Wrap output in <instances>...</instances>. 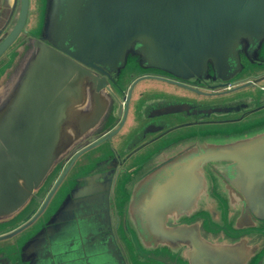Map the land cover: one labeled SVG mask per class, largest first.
Segmentation results:
<instances>
[{"label": "water", "instance_id": "water-1", "mask_svg": "<svg viewBox=\"0 0 264 264\" xmlns=\"http://www.w3.org/2000/svg\"><path fill=\"white\" fill-rule=\"evenodd\" d=\"M159 1V8L152 7ZM166 1L172 0H47L43 40L25 38L24 53L33 59L0 116V224L21 213L64 160L104 139L98 138L108 129L115 98L120 102L110 71L119 70L130 57L176 76L185 71L195 74L196 68L214 60L219 79L235 75L224 71L231 64L229 58H238L243 39L253 34L240 21L245 4L263 0H197L190 9L171 8ZM17 2L0 0V34ZM137 3L144 7H134ZM28 10L29 0H21L17 22L0 38V57L24 29ZM109 10L112 31L104 36L102 22ZM180 107L171 105L165 111ZM121 109L120 102L119 114ZM195 151L160 169L156 180L164 184L192 161L198 165L185 170L199 178L202 190L210 181L207 172L213 170L208 164L223 162L238 211L264 219V121L236 134L210 137ZM111 182V176L102 173L71 180L42 221L20 238L12 264H127L113 229ZM234 183L242 196L233 190ZM168 198L154 200L153 205L143 195L133 200L141 227L134 235L149 245L162 243L164 249L172 246L180 252L184 247L174 241L184 240L187 229L184 224L172 226L201 204L175 201L171 206ZM33 219L0 239L21 231ZM250 240L252 245L245 239L239 242L233 261L226 243L206 240L208 254L202 257L197 252V262L191 264H264V237Z\"/></svg>", "mask_w": 264, "mask_h": 264}, {"label": "flooded vegetation", "instance_id": "flooded-vegetation-1", "mask_svg": "<svg viewBox=\"0 0 264 264\" xmlns=\"http://www.w3.org/2000/svg\"><path fill=\"white\" fill-rule=\"evenodd\" d=\"M166 2L171 8L190 9L197 0ZM159 3L155 2L152 7L159 8ZM38 4L32 20L34 2L29 0L24 29L0 57V116L19 90L33 59L32 54L24 53L25 38L43 40L40 31L46 21L47 0H39ZM245 6L244 17L240 21L253 30V34L243 39L245 42L239 46L238 58H229L231 64L226 65L228 68L224 71L235 73L229 79H219L214 60L202 69L196 68L195 74L185 71L179 76L166 68L148 66L136 57H130L119 70L110 71L109 80L122 103L121 113L120 102L115 98L108 129L98 138L104 139L76 158L77 152L64 160L51 172L33 201L16 217L0 224V235H3L34 218L21 231L0 239V264L13 263L12 257L16 254L20 238L42 221L57 194L71 180L94 173L112 178L110 208L114 215L113 229L127 264H191L197 262V252L202 257L208 254L206 240L226 243L227 255L233 261L241 240L245 239V243L249 240L252 245L250 238L264 237V219L238 211L237 197L230 192L229 180L221 169L223 162L208 164L213 170L207 172L210 181L202 190L199 178L185 170L198 165L192 161H188V167H183L164 184L156 180L160 169L174 166L179 161L176 159L196 149L200 151L208 138L225 133L236 134L245 126L264 121V0ZM134 7L144 6L137 3ZM20 10L21 0H18L6 30L9 31L17 22ZM102 29L104 36L111 34L110 10L104 17ZM171 105L181 107L165 111ZM215 108L221 110L213 111ZM238 187L233 184V190L242 196ZM141 195L148 198L151 205L157 199L163 202L167 196L170 204L175 201L200 202L201 205L185 212L187 216L178 218L172 226H186L185 239L174 241L184 247L182 251L178 252L172 246L164 249L162 243L149 245L134 235V231L141 227L136 218L138 211L132 207V202ZM196 221L199 225L195 228ZM200 241L202 245L198 244Z\"/></svg>", "mask_w": 264, "mask_h": 264}, {"label": "rangeland", "instance_id": "rangeland-1", "mask_svg": "<svg viewBox=\"0 0 264 264\" xmlns=\"http://www.w3.org/2000/svg\"><path fill=\"white\" fill-rule=\"evenodd\" d=\"M33 2H34V6H33V15H32V20H34V16H35V11H36V9H37V7H39V0H33ZM32 23V22H31ZM10 24V23H9ZM8 24V25H9ZM8 25H7V27H8ZM7 27L5 28V30L7 29ZM6 31H8V30H6ZM5 31V32H6ZM4 33V32H3ZM2 37V35L0 36V38Z\"/></svg>", "mask_w": 264, "mask_h": 264}]
</instances>
